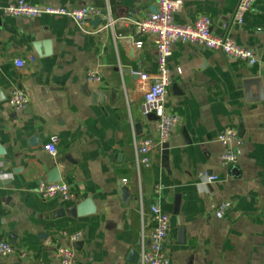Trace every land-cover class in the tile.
Instances as JSON below:
<instances>
[{
    "label": "crops",
    "instance_id": "obj_1",
    "mask_svg": "<svg viewBox=\"0 0 264 264\" xmlns=\"http://www.w3.org/2000/svg\"><path fill=\"white\" fill-rule=\"evenodd\" d=\"M16 1L0 0V8ZM26 1L96 5L119 21L112 29L95 18L82 28L65 15L0 18V239L18 249L0 254V264H60L61 244L74 248L73 264H137L130 252L140 250L143 219L150 232L155 203L170 215L173 264H264V0H255L243 23L235 20L240 0H182L178 23L206 14L215 35L257 49L260 61L175 42L167 107L180 122L167 141L168 167L162 147L139 169L134 136L157 138L158 127L142 113L136 72L155 74L158 61L155 35L135 22L157 8L156 0ZM18 58L27 64L16 66ZM91 73L99 79L89 80ZM13 88L29 97L21 111L8 104ZM228 129L244 144L239 162L225 166L219 135ZM55 167L76 201L36 191ZM88 197L96 211L79 215L75 207ZM224 200L232 205L218 218L212 205ZM64 232L82 237L72 242Z\"/></svg>",
    "mask_w": 264,
    "mask_h": 264
},
{
    "label": "built area",
    "instance_id": "obj_2",
    "mask_svg": "<svg viewBox=\"0 0 264 264\" xmlns=\"http://www.w3.org/2000/svg\"><path fill=\"white\" fill-rule=\"evenodd\" d=\"M255 0H240L235 12V20L238 23L244 22L246 13L252 8ZM157 12L150 11L145 17L135 22L136 28L140 32L155 35V45L157 52L158 70L155 74L138 71L137 88L142 93V113L148 116L154 113L157 116L158 137L134 136L135 164L139 169L141 166L149 167L152 164L151 154L156 148H162L163 144L169 140L173 131L180 122L178 114L167 107V92L171 83L173 70L169 67V57L172 53V46L175 42H191L198 47L219 50L229 57L236 58L250 65L260 61L259 51L253 47H244L237 44L229 37L218 36L212 32V20L210 16L202 14L198 16L192 24H181L175 20V13L182 5V0H156ZM43 14L65 15L74 19L82 28L90 24V20L96 17L104 21V25L114 28L118 23L109 8L105 9L96 5H88L80 8H69L65 6L32 4L26 0H17L0 8V18L2 16H25L37 17ZM142 41L136 42L137 47L142 46ZM33 60V57L31 58ZM18 67L27 64L24 59L15 60ZM94 73L89 75V80H98ZM9 106L15 111L25 109L29 104L27 94L19 89L13 88L8 98ZM219 140L223 143L225 151L221 155L223 165L229 166L239 162L243 151L244 140L235 129H228L220 133ZM48 151L52 155L57 154V147L54 143L47 145ZM3 174V167L0 163V176ZM218 177L211 176V180ZM160 191L162 185L155 186ZM36 191L44 199L60 198L67 202L77 200V193L66 182H50L40 179ZM228 200L214 203L212 205L213 214L221 218L231 207ZM151 217L153 226L149 233L145 230L144 219L141 232V244L139 259L137 264H173L169 256L166 245L170 230V215L164 211L158 203L151 205ZM72 242L81 239V232H64ZM18 249L10 242L0 239V254L7 256L15 254ZM59 262L62 264H73L75 261V250L68 245H59L56 248ZM21 256L26 257L25 252Z\"/></svg>",
    "mask_w": 264,
    "mask_h": 264
},
{
    "label": "water",
    "instance_id": "obj_3",
    "mask_svg": "<svg viewBox=\"0 0 264 264\" xmlns=\"http://www.w3.org/2000/svg\"><path fill=\"white\" fill-rule=\"evenodd\" d=\"M153 11L157 12V8H155ZM94 21L96 23H99V22H101V18L97 17V18L94 19ZM148 118L149 119H154V120L158 119L157 116L154 113L149 114ZM168 147H169V143L165 142L163 144V154H164L163 161H164L166 167H168V160H169ZM49 181L50 182H59V181H61V176H60L58 167L53 168V170L51 171V174H50V177H49ZM178 207H179V200L177 199L176 200L175 213L178 212ZM75 208H76L77 213L79 215L91 214V213L96 211V205H95V203L93 202V200L90 197H88V198L84 199L83 201H81L80 203H78ZM180 232L182 233L183 229H180ZM138 258H139V252L135 251V250H132L130 252V258L129 259L131 261H133V262H137Z\"/></svg>",
    "mask_w": 264,
    "mask_h": 264
}]
</instances>
